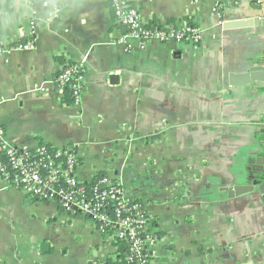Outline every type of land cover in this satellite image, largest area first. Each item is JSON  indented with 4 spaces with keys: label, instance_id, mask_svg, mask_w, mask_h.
<instances>
[{
    "label": "crops",
    "instance_id": "0c3cea01",
    "mask_svg": "<svg viewBox=\"0 0 264 264\" xmlns=\"http://www.w3.org/2000/svg\"><path fill=\"white\" fill-rule=\"evenodd\" d=\"M129 2L145 23L189 18L201 44L129 41L128 52L110 0H0L7 141L71 146L80 180L108 174L144 203L159 228L154 264H264V199L251 179L264 164V82L250 77L264 63V5ZM30 37L34 50L11 49ZM62 59L85 61L79 106L56 83ZM86 221L0 179V264H103L113 248Z\"/></svg>",
    "mask_w": 264,
    "mask_h": 264
},
{
    "label": "built area",
    "instance_id": "2783aa9c",
    "mask_svg": "<svg viewBox=\"0 0 264 264\" xmlns=\"http://www.w3.org/2000/svg\"><path fill=\"white\" fill-rule=\"evenodd\" d=\"M262 7L264 0H252ZM116 21L126 28L121 39L130 52L129 41L139 43L144 49L152 40L160 43L177 41L199 46L203 31L197 25H162L151 29L138 9L129 0H110ZM58 11L50 16L56 19ZM34 31L36 21L30 23ZM175 27V28H174ZM33 37V33H32ZM17 43L11 49L32 51L36 41ZM86 73L85 61L63 65L56 75V83L62 95L72 91V105L81 104ZM44 93L45 89L36 86ZM1 102V99H0ZM80 157L71 147L56 148L42 143L35 148L14 146L7 141L5 127L0 124V179L26 196L41 202H55L62 212L87 220L93 229L113 248L109 257L119 264H154V247L159 241L156 219L147 211L144 203L130 198L126 190L110 175L103 174L90 182L80 180L77 170Z\"/></svg>",
    "mask_w": 264,
    "mask_h": 264
},
{
    "label": "water",
    "instance_id": "95a60500",
    "mask_svg": "<svg viewBox=\"0 0 264 264\" xmlns=\"http://www.w3.org/2000/svg\"><path fill=\"white\" fill-rule=\"evenodd\" d=\"M251 70H252L251 74L253 75H250V77L264 82V63H259V65L252 67ZM251 179L253 180L252 190H254L255 187H258V191L260 192L261 196L264 199V164L259 167L257 172L253 174ZM49 251H50V244L44 243L41 246V252L45 254L48 253Z\"/></svg>",
    "mask_w": 264,
    "mask_h": 264
},
{
    "label": "trees",
    "instance_id": "16d2710c",
    "mask_svg": "<svg viewBox=\"0 0 264 264\" xmlns=\"http://www.w3.org/2000/svg\"><path fill=\"white\" fill-rule=\"evenodd\" d=\"M175 20H172V21H170V22H174ZM186 21H187V23L185 24V25H194V26H197V24H195L192 20H190L189 18H186ZM169 22V23H170ZM176 23H177V21H176ZM120 25V24H119ZM162 25L161 24H159L157 21H152L151 23H150V25H149V27L151 28V29H159L160 27H161ZM176 28H178L179 26H175ZM174 27V28H175ZM124 28V27H123ZM125 30H124V34H126V32H127V30H126V28H124ZM25 42V41H24ZM61 61V63L62 64H64V65H67V64H71V62H68V61H66V60H64V59H62V60H60ZM72 91L70 90V89H66L65 90V103H67V104H69V105H72ZM103 264H119V262L118 261H114V259L113 258H111V257H109Z\"/></svg>",
    "mask_w": 264,
    "mask_h": 264
},
{
    "label": "rangeland",
    "instance_id": "374dc122",
    "mask_svg": "<svg viewBox=\"0 0 264 264\" xmlns=\"http://www.w3.org/2000/svg\"><path fill=\"white\" fill-rule=\"evenodd\" d=\"M86 222L88 223V221H86ZM64 239H65V238H63V240H64ZM65 248H67V249H68L69 247H68V246H66ZM63 251H66V249H64ZM68 253H69V255H72V254H74V253H73V251H71V250H69V252H68Z\"/></svg>",
    "mask_w": 264,
    "mask_h": 264
}]
</instances>
